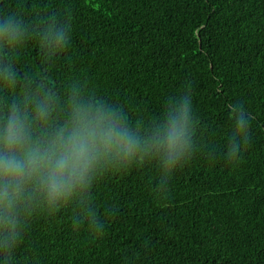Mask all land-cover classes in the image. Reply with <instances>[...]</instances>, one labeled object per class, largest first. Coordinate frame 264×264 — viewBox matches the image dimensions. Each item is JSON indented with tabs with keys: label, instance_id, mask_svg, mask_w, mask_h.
<instances>
[{
	"label": "trees",
	"instance_id": "obj_1",
	"mask_svg": "<svg viewBox=\"0 0 264 264\" xmlns=\"http://www.w3.org/2000/svg\"><path fill=\"white\" fill-rule=\"evenodd\" d=\"M4 13L34 34L15 53L17 91L78 85L133 123L188 92L203 147L164 192L148 167L103 176L89 193L94 225L77 226L79 205L33 213L13 264H264V0H0ZM57 20L70 39L48 60L35 34ZM233 106L250 129L228 162Z\"/></svg>",
	"mask_w": 264,
	"mask_h": 264
},
{
	"label": "clouds",
	"instance_id": "obj_2",
	"mask_svg": "<svg viewBox=\"0 0 264 264\" xmlns=\"http://www.w3.org/2000/svg\"><path fill=\"white\" fill-rule=\"evenodd\" d=\"M71 30L57 20L35 34L46 59L65 49ZM33 38L22 15L0 14V264H13L33 213L54 215L79 205L77 226L82 220L94 225L89 193L103 176L148 167L164 192L177 170L203 152L188 92L167 100L155 118L133 123L121 107L78 85L58 95L29 81L17 91L15 53ZM230 117L228 162L238 159L250 129L244 109L231 107Z\"/></svg>",
	"mask_w": 264,
	"mask_h": 264
}]
</instances>
